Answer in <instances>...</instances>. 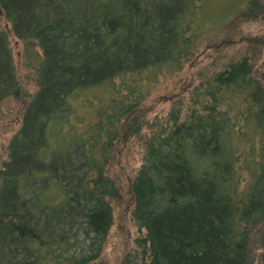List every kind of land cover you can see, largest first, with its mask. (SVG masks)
<instances>
[{"label":"trees","instance_id":"trees-1","mask_svg":"<svg viewBox=\"0 0 264 264\" xmlns=\"http://www.w3.org/2000/svg\"><path fill=\"white\" fill-rule=\"evenodd\" d=\"M243 1L238 23H261L264 0ZM204 7L0 0L22 68L0 30V116L26 103L0 159V264H96L117 197L107 170L131 139L137 237L124 264H264V36L225 43L167 109L143 115L144 82L182 72L207 26L227 22Z\"/></svg>","mask_w":264,"mask_h":264},{"label":"rangeland","instance_id":"rangeland-1","mask_svg":"<svg viewBox=\"0 0 264 264\" xmlns=\"http://www.w3.org/2000/svg\"><path fill=\"white\" fill-rule=\"evenodd\" d=\"M238 2L240 3L237 5ZM243 2V0H205L204 9L210 15H216V18H225L227 22L210 31L209 25L207 26L206 29L208 30H205L198 40L193 62L185 65L182 72L172 76L160 77L153 84L144 82L147 85L149 94L142 106L143 115L146 118L149 119L153 114L159 113L161 109H167L168 106L165 101L174 96H180L184 91L186 92L189 89V84L192 83L195 72L214 58L220 52V49L226 48L225 43H231L227 47L229 50L231 48L243 50V45L239 47V44L243 43L241 42L242 39L240 40L242 36L245 37L250 34L264 36V20L261 23L254 24L238 23L236 18L239 13L237 14L238 11L236 12L235 7L237 5V7L242 8ZM233 8L235 9L233 10ZM206 15L208 16V14ZM0 30L8 32L15 65L18 72H21L20 43L11 36L8 31L9 25L4 21L1 12ZM258 63H260L259 68L264 70V54ZM20 76L22 75L19 74ZM25 106V102L18 103L13 100L2 106L0 116V159L5 157L4 149L12 135L19 128ZM139 162L140 147L131 139L125 147L121 148L119 157L115 156L109 165L107 175L113 179L117 188V197L112 201L114 221L102 254L96 264H124L123 260L133 246V239L137 237L136 227L129 218L131 199L127 188L130 178L139 166Z\"/></svg>","mask_w":264,"mask_h":264}]
</instances>
